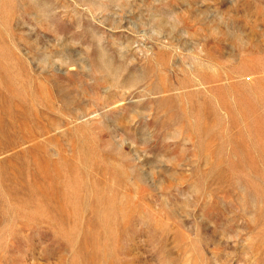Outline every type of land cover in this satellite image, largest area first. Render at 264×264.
I'll return each instance as SVG.
<instances>
[{
  "label": "rangeland",
  "instance_id": "obj_1",
  "mask_svg": "<svg viewBox=\"0 0 264 264\" xmlns=\"http://www.w3.org/2000/svg\"><path fill=\"white\" fill-rule=\"evenodd\" d=\"M0 264H264V0H0Z\"/></svg>",
  "mask_w": 264,
  "mask_h": 264
}]
</instances>
